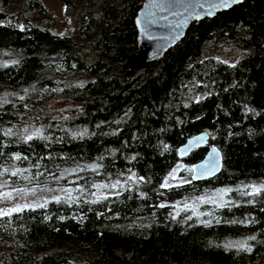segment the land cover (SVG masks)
Listing matches in <instances>:
<instances>
[{
    "label": "trees",
    "instance_id": "obj_1",
    "mask_svg": "<svg viewBox=\"0 0 264 264\" xmlns=\"http://www.w3.org/2000/svg\"><path fill=\"white\" fill-rule=\"evenodd\" d=\"M59 1L72 34L36 21L39 0H0V84L26 91L0 103V180L64 190L0 214V264H264V191L240 192L264 183V0L190 24L136 68L144 0ZM224 43L244 52L234 65L211 55ZM57 96L72 106L48 111ZM202 132L207 145L180 156ZM209 145L220 174L194 181ZM178 164L189 181L163 186ZM222 188L236 199L176 215Z\"/></svg>",
    "mask_w": 264,
    "mask_h": 264
},
{
    "label": "water",
    "instance_id": "obj_2",
    "mask_svg": "<svg viewBox=\"0 0 264 264\" xmlns=\"http://www.w3.org/2000/svg\"><path fill=\"white\" fill-rule=\"evenodd\" d=\"M235 4L238 3L232 0H144L134 19L139 51L132 57V68L161 60L168 50L183 40L190 24L213 18L223 10L233 9ZM208 138L206 132L189 137L179 148L180 156L187 157L196 148L206 146ZM208 148L201 162L192 165L194 181L220 174L224 163L220 149L213 145Z\"/></svg>",
    "mask_w": 264,
    "mask_h": 264
},
{
    "label": "rangeland",
    "instance_id": "obj_3",
    "mask_svg": "<svg viewBox=\"0 0 264 264\" xmlns=\"http://www.w3.org/2000/svg\"><path fill=\"white\" fill-rule=\"evenodd\" d=\"M45 6L47 15L45 18L36 14L34 18L39 24H44L52 31L63 34H72L74 26V17L71 14V10L67 11L63 4L59 0H39ZM221 48H218L211 55L222 62H227L234 65L239 60L244 52L237 46L234 47L231 44H222ZM207 54V53H206ZM210 55V54H207ZM36 88L32 91L35 92ZM25 90L10 89L6 84H0V103L11 100L21 99L25 95ZM69 103H66L62 98L57 96L48 108V111H66ZM32 131V130H31ZM186 168L182 164H178L173 171H171L168 177L165 178L163 186L178 185L183 182L189 181V176L186 173H182ZM74 172V169H73ZM254 189L264 191V183H246L240 188V192L248 193L250 196L255 195ZM239 192V193H240ZM257 193V192H256ZM64 194V190L50 189L40 186H28V187H11L4 180H0V214L8 213L14 209H19L24 206L39 205L51 199L58 198ZM109 194L108 191L98 188L95 190L93 196ZM227 189H219L215 192L206 193L200 197L193 198L192 200H182L174 205L176 215L180 212H187L188 214H204L207 213L209 207H217L222 204L230 203L236 198L233 196L229 198ZM11 210V211H10ZM229 244L240 245L243 242L234 240Z\"/></svg>",
    "mask_w": 264,
    "mask_h": 264
},
{
    "label": "snow or ice",
    "instance_id": "obj_4",
    "mask_svg": "<svg viewBox=\"0 0 264 264\" xmlns=\"http://www.w3.org/2000/svg\"><path fill=\"white\" fill-rule=\"evenodd\" d=\"M232 2H233V3H240L241 0H232ZM26 139H27V140H32L33 137L30 135V136H28ZM16 159H20V157L17 156ZM13 175H16V173L14 172ZM98 187H104V185H100V186H98ZM113 187H115V185H113ZM259 191H260L259 189H254V194H255L256 192H259ZM161 206H163V205H161ZM41 207H43V205H41ZM10 211H11V210H10ZM14 211H19V209H14ZM231 246H232V245H227V247H231ZM239 247L243 248V247H244V244H240ZM248 250L250 251V249H248Z\"/></svg>",
    "mask_w": 264,
    "mask_h": 264
}]
</instances>
